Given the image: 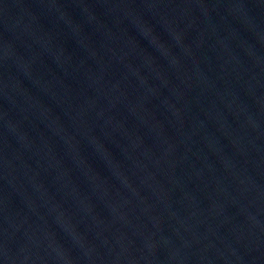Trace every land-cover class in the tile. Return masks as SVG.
Masks as SVG:
<instances>
[{"label": "water", "instance_id": "water-1", "mask_svg": "<svg viewBox=\"0 0 264 264\" xmlns=\"http://www.w3.org/2000/svg\"><path fill=\"white\" fill-rule=\"evenodd\" d=\"M0 264H264V0H0Z\"/></svg>", "mask_w": 264, "mask_h": 264}]
</instances>
